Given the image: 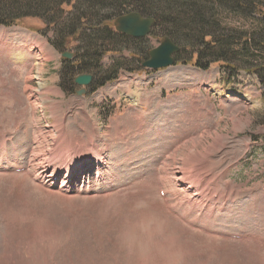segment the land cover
Wrapping results in <instances>:
<instances>
[{
	"label": "rangeland",
	"instance_id": "rangeland-1",
	"mask_svg": "<svg viewBox=\"0 0 264 264\" xmlns=\"http://www.w3.org/2000/svg\"><path fill=\"white\" fill-rule=\"evenodd\" d=\"M213 10L222 27L259 25L258 15ZM44 29L35 17L0 26V264H264L258 77L198 67L190 47L191 62L147 69L164 35L155 30L144 61L133 45L102 58L134 71L79 96L59 86L64 53ZM93 150L104 156L99 176L94 168L81 190L59 189ZM180 175L217 199L214 213L174 205L186 195Z\"/></svg>",
	"mask_w": 264,
	"mask_h": 264
},
{
	"label": "trees",
	"instance_id": "trees-1",
	"mask_svg": "<svg viewBox=\"0 0 264 264\" xmlns=\"http://www.w3.org/2000/svg\"><path fill=\"white\" fill-rule=\"evenodd\" d=\"M216 6L258 15L259 25L251 31L222 27L214 16ZM133 11L155 19L151 34L161 30L163 37L180 46L176 61L191 62L193 56L183 58L190 47L198 67L219 62L233 75L241 69L255 74L264 85V0H0V26L10 27L28 17L43 20L47 30L42 32L53 33L48 36L50 44L59 53H74L72 59H62L61 88L74 92L75 76L90 73L94 76L90 89L96 91L117 79L121 68L134 71L123 61L104 68L105 54L133 45L139 61L148 57L147 38H134L113 27L117 17Z\"/></svg>",
	"mask_w": 264,
	"mask_h": 264
},
{
	"label": "water",
	"instance_id": "water-1",
	"mask_svg": "<svg viewBox=\"0 0 264 264\" xmlns=\"http://www.w3.org/2000/svg\"><path fill=\"white\" fill-rule=\"evenodd\" d=\"M155 24L153 17H146L139 12L133 11L117 17L114 21L115 29L134 38H145L150 35ZM180 51V46L175 44L171 38L164 36L158 47L150 51V57L143 63V67L150 70L168 68L176 63L175 55ZM64 58H73L74 54L66 52L62 54ZM94 76L90 73L77 75L75 84L81 88L76 91L79 96L88 93V87L92 85Z\"/></svg>",
	"mask_w": 264,
	"mask_h": 264
},
{
	"label": "bare ground",
	"instance_id": "bare-ground-1",
	"mask_svg": "<svg viewBox=\"0 0 264 264\" xmlns=\"http://www.w3.org/2000/svg\"><path fill=\"white\" fill-rule=\"evenodd\" d=\"M95 149V147H94ZM96 150V149H95ZM95 150L92 151V155L94 157H87V158H84L83 155L80 157L81 159L84 158L83 162L82 163H76L74 164L75 162H73L72 164V169L66 173V176L64 177V180L62 181V183L59 185V189H66L67 192H77L79 190H81L80 186L78 185L79 183V179H80V175L82 172H84L85 174H88L86 176V179H88L89 177H92V169H96L94 171H97V174L96 176H99V172L101 171V163H102V160H104V156H102V153H98V152H95ZM97 151V150H96ZM74 158V157H73ZM8 162V161H7ZM68 165V164H67ZM69 166V165H68ZM14 167V166H13ZM165 167V166H164ZM7 168V166L5 167ZM63 169V167H62ZM70 169V168H69ZM58 170V172L56 174H50L49 177L50 179L48 180L49 182L52 181L51 183H53L54 181H56V178L57 176L60 174V171L59 169H56ZM68 171V170H67ZM165 171V169H164ZM183 172V171H182ZM91 173V174H90ZM96 174V173H95ZM40 177H44L45 175L42 174H39ZM38 175V176H39ZM189 176V175H188ZM180 180H178L181 184L183 183L182 179H181V175L179 176ZM85 178V177H84ZM43 179V178H42ZM75 179V181H74ZM85 179V180H86ZM96 179H98L96 177ZM84 180V179H83ZM193 181L191 179H188V183H183L184 185V188L182 189V191H184V193L186 194L183 199H180V200H176L175 204L174 205H177V206H185V207H188V209H199L201 211H203V208H205V206H213L211 208H208L207 211H208V215H211L212 213H214V205L217 203V201H214V200H217V199H214L213 197V201L211 200H206V198L204 200H202L201 197H199L195 190V186L194 184L192 183ZM169 183V182H168ZM80 188V189H79ZM202 193H204V197L206 195L205 191H203ZM200 194V193H199ZM214 194V193H213ZM202 195V194H201ZM193 196H195V200L193 199ZM207 196H210V195H207ZM213 196V195H212ZM201 198V199H200ZM219 198V197H218ZM211 203H210V202ZM178 203V204H177ZM210 203V204H209ZM222 207H220L221 209ZM170 209L174 212H176V207H170ZM219 209V210H220ZM189 212V211H188ZM183 218L185 219H188L185 215H183ZM60 229V228H59ZM36 236V235H35ZM34 237V236H33ZM42 239V238H41ZM31 240V239H30ZM31 244V243H30ZM108 249V248H107ZM85 252V251H84ZM41 259V258H40Z\"/></svg>",
	"mask_w": 264,
	"mask_h": 264
},
{
	"label": "crops",
	"instance_id": "crops-1",
	"mask_svg": "<svg viewBox=\"0 0 264 264\" xmlns=\"http://www.w3.org/2000/svg\"><path fill=\"white\" fill-rule=\"evenodd\" d=\"M48 42V41H47ZM33 47V46H32ZM36 47H38L39 48V44H37L36 45ZM51 48H53V47H51ZM54 49V48H53ZM55 50V49H54ZM55 52H57L56 50H55ZM50 60V59H49ZM60 84V83H59ZM60 86V85H59Z\"/></svg>",
	"mask_w": 264,
	"mask_h": 264
}]
</instances>
